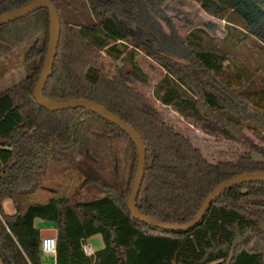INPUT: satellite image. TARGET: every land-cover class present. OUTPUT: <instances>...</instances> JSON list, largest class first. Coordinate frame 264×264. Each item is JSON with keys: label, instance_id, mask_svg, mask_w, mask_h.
<instances>
[{"label": "trees", "instance_id": "16d2710c", "mask_svg": "<svg viewBox=\"0 0 264 264\" xmlns=\"http://www.w3.org/2000/svg\"><path fill=\"white\" fill-rule=\"evenodd\" d=\"M28 1L0 0V13ZM51 1L58 10L60 32L43 93L52 99L95 100L139 133L145 146L136 197L141 212L186 222L223 180L264 171V83L255 82L264 59L251 69L233 58L234 47L249 39L264 54V0H197L207 13L225 21L222 37L209 34L207 27H217L210 24L184 35L172 29L167 35L157 21L166 20V0ZM49 22L48 9L40 7L0 24V75L11 67L10 59L36 60L29 74L0 91V264H42L37 217L56 228V264H264V181L225 189L187 230L162 229L131 214L127 197L138 152L128 133L85 107L48 109L33 96L46 56ZM135 48L164 68L153 86V99L142 93L129 98L117 94L100 54L103 50L124 78L145 79L132 60ZM229 64L237 74L235 81L225 74ZM158 103L216 140L242 144L243 152L234 159L209 160ZM102 135H120L127 141L129 184L103 183L87 196L80 190L84 182L68 194L45 198L24 190L41 166L36 159L65 156ZM5 198L11 199L13 213L4 210ZM97 232L103 245L86 253L83 240Z\"/></svg>", "mask_w": 264, "mask_h": 264}, {"label": "rangeland", "instance_id": "374dc122", "mask_svg": "<svg viewBox=\"0 0 264 264\" xmlns=\"http://www.w3.org/2000/svg\"><path fill=\"white\" fill-rule=\"evenodd\" d=\"M99 1L109 2V0ZM162 9L166 14V20L158 18L157 21L161 25L162 31L167 35L172 34V29L178 34L184 35L194 27H206L208 24L217 26L215 30L207 27L210 35L222 37L226 31L225 21L207 13L197 0H166ZM234 48L237 50L233 58L237 64H247L251 69H255L256 65L264 59V54L252 39ZM132 53V60L142 70L145 79L130 81L124 78L115 72L113 65H110L112 61L110 57L100 50L101 57L107 65V74L115 79L114 91L126 98H129L132 93H142L153 99V86L163 75L164 68L141 48L133 49ZM10 61L11 67L0 75V91L29 74L36 60H23L20 56L17 60L14 58ZM119 63L117 62L116 65ZM234 70L232 64H229L225 70L227 77L233 81L236 79L234 76L237 75ZM255 82L264 83L263 67L255 72ZM158 106L209 160L234 159L243 152L242 144L232 140H216L214 136L206 134L186 122L170 106L159 103ZM93 139L83 143L79 149L65 156L51 154L46 156L43 161L36 159L41 166L34 172L33 179L24 190H31V196L45 198L60 193L68 194L84 182L86 184L80 190L82 195L87 196L91 194L89 191L92 189H101L103 183L109 184L119 180L122 181L123 186L129 184L126 180L130 165V149L127 141L120 135L113 137L102 135ZM18 229L22 241L24 229L22 226ZM86 244L88 243L86 242Z\"/></svg>", "mask_w": 264, "mask_h": 264}, {"label": "water", "instance_id": "95a60500", "mask_svg": "<svg viewBox=\"0 0 264 264\" xmlns=\"http://www.w3.org/2000/svg\"><path fill=\"white\" fill-rule=\"evenodd\" d=\"M40 7H46L49 12V40L45 60L40 74L35 82L33 96L38 102V104L48 109H61L65 107L76 106L85 107L88 110L96 112L106 120L116 124L123 131L128 133V135L131 137L134 144L136 145L138 152V161L134 172L133 181L127 197L128 209L134 217L139 218L140 220L150 225L157 226L162 229L187 230L189 228H192L199 222V220L204 215L205 211L209 208L214 199L225 189L241 182L258 180L264 181V171L243 172L223 180L209 192V194L205 197L194 216L186 222L178 223L165 221L158 218H154L150 215L141 212L136 206V197L144 174L145 146L139 133L134 129L132 125H130L128 122H126L121 117L114 114L108 108L96 102L95 100L85 97H74L61 100L52 99L46 97L43 93L46 80L50 74L53 65L54 56L59 40L60 19L55 4L51 0H29L20 7L0 13V24L21 18ZM50 235H56L54 228H42L39 230L40 237Z\"/></svg>", "mask_w": 264, "mask_h": 264}, {"label": "crops", "instance_id": "0c3cea01", "mask_svg": "<svg viewBox=\"0 0 264 264\" xmlns=\"http://www.w3.org/2000/svg\"><path fill=\"white\" fill-rule=\"evenodd\" d=\"M12 204V201L10 198H5L3 200V207L4 210L8 213H13L15 211V208ZM34 223L36 226H38L40 229L42 228H54L55 232H56V228L54 226V224L49 221V220H44L41 218H35L34 219ZM56 236V235H55ZM86 242L88 244H86ZM87 248H89L90 250L94 251L97 248H100L103 245V240H102V236L100 233H94L88 237H86L83 242H82ZM86 253H88L87 251H85ZM93 253V252H92ZM41 259H42V264H56L55 262V254L54 252H42L41 253Z\"/></svg>", "mask_w": 264, "mask_h": 264}, {"label": "built area", "instance_id": "2783aa9c", "mask_svg": "<svg viewBox=\"0 0 264 264\" xmlns=\"http://www.w3.org/2000/svg\"><path fill=\"white\" fill-rule=\"evenodd\" d=\"M40 246L43 252H55L56 236L50 235V236L41 237ZM83 249L84 251H87L88 253L93 252L92 250L87 248L84 244H83Z\"/></svg>", "mask_w": 264, "mask_h": 264}]
</instances>
